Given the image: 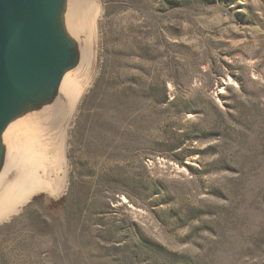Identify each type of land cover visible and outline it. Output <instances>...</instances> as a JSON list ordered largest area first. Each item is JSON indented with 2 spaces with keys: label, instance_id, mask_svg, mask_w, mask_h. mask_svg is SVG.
Listing matches in <instances>:
<instances>
[{
  "label": "rangeland",
  "instance_id": "rangeland-1",
  "mask_svg": "<svg viewBox=\"0 0 264 264\" xmlns=\"http://www.w3.org/2000/svg\"><path fill=\"white\" fill-rule=\"evenodd\" d=\"M97 32L65 186L0 213V264H264V0H101Z\"/></svg>",
  "mask_w": 264,
  "mask_h": 264
},
{
  "label": "water",
  "instance_id": "water-1",
  "mask_svg": "<svg viewBox=\"0 0 264 264\" xmlns=\"http://www.w3.org/2000/svg\"><path fill=\"white\" fill-rule=\"evenodd\" d=\"M70 3L0 0V184L16 176L10 170L20 151L12 155L11 146L21 150L25 141L20 130H13L17 123L36 124L51 142L61 133L64 82L73 72L80 78L87 62L85 31L75 34L68 24Z\"/></svg>",
  "mask_w": 264,
  "mask_h": 264
},
{
  "label": "bare ground",
  "instance_id": "bare-ground-1",
  "mask_svg": "<svg viewBox=\"0 0 264 264\" xmlns=\"http://www.w3.org/2000/svg\"><path fill=\"white\" fill-rule=\"evenodd\" d=\"M100 13L101 0H71L69 4L67 18L70 30L78 35L81 34V31H85L87 35L86 49H84L87 62L84 65L81 79L75 78V72H73V77H67L63 85L66 116L53 154L58 163L56 166L49 164L51 157L45 154L51 141L41 137V131L36 124L30 122L16 124L17 127L13 130L15 132L20 130L21 134L25 135V141L21 150H18L15 144L11 146L12 155L16 151L24 152L21 155L19 152L15 163L12 160L14 164L10 171L16 173V176L9 175L5 183L0 184V213L5 217L6 214L13 213L19 205L35 194L45 192L50 196H57L65 186L68 167L66 144L68 131L80 99L86 88L92 83L99 67L97 19ZM10 142H12L11 138ZM14 167L17 168L14 169ZM14 177L15 181L11 184L10 180Z\"/></svg>",
  "mask_w": 264,
  "mask_h": 264
}]
</instances>
